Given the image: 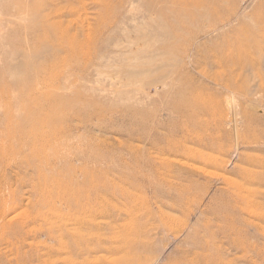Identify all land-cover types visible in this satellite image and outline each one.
<instances>
[{"label":"rangeland","instance_id":"rangeland-1","mask_svg":"<svg viewBox=\"0 0 264 264\" xmlns=\"http://www.w3.org/2000/svg\"><path fill=\"white\" fill-rule=\"evenodd\" d=\"M0 107V264H264V0H0Z\"/></svg>","mask_w":264,"mask_h":264},{"label":"bare ground","instance_id":"bare-ground-1","mask_svg":"<svg viewBox=\"0 0 264 264\" xmlns=\"http://www.w3.org/2000/svg\"><path fill=\"white\" fill-rule=\"evenodd\" d=\"M164 9H161V12H160V16L162 19H164V16H166ZM47 19V17H46ZM61 21V20H60ZM55 24H53V27L56 28V37H53L54 40H56L58 43H60L61 45V48L62 49H69V51L71 52V54L73 53V51H75L76 48L78 47H82V45H84L85 41H78V40H75V36H71L70 35V31L69 29L66 27V26H63V24L59 21H55L54 22ZM11 26V25H10ZM162 26V27H161ZM159 30L161 32L160 36L165 38V33H164V25H161ZM12 27V26H11ZM101 28V27H100ZM50 30L48 31L47 29L46 30H43V32L40 33V30H35L34 28H32L31 30V33L33 34V39L35 41L34 44L37 45L38 47V43L40 44L41 41L43 40L44 36H48L49 38V35L50 36H53L52 33H50ZM208 32V31H207ZM140 34V33H139ZM142 35V34H141ZM140 36V35H139ZM137 37V36H136ZM143 38V36H141ZM140 37V38H141ZM145 37V36H144ZM167 41V40H166ZM33 44V45H34ZM36 47V46H35ZM144 51V50H143ZM142 52V50H141ZM141 52H138V54H144V53H141ZM161 54V53H160ZM39 56V55H38ZM140 56H143V55H140ZM144 56H147L146 53ZM150 56V54H149ZM12 68V67H11ZM47 85H50V84H47ZM47 85H45L46 87H48ZM40 87L39 89H35V88H32L31 90H29L27 92L28 94V97H22V98H18L16 102H18L19 104H22V105H28L29 103H32L34 102L37 103L39 102V99L41 98V96H44L41 92V90L44 89V87ZM25 88V87H24ZM23 88H21L22 90ZM1 92H2V95H1V98L2 100L5 102V103H12L11 102V99H9V94H8V90L6 88H1ZM49 91H45V94H47ZM16 96V95H15ZM16 99V98H15ZM49 105H52V104H49ZM1 108V107H0ZM10 132H12L10 130ZM10 132L7 133V135H10ZM13 133V132H12ZM40 138V135L36 137V139ZM28 139V138H27ZM36 139H34L33 141H30L31 145L30 146V151L32 154L38 156L39 153L43 150V147L42 145L38 144V141H36ZM3 142L0 141V164L3 163V167L4 169H7L9 168L11 165H12V162L10 160L7 159V151H9V153H12L13 156L17 155V153L19 152V150L13 146L11 144L10 146V149L7 150L5 147H4V143L2 144ZM44 159H47V156L45 155ZM48 162V160H46ZM38 172H40V169H37ZM41 181V180H40ZM39 185V183L37 184ZM12 211H15V208H13V210H11L9 213H11ZM3 219H6L5 216L2 217V220Z\"/></svg>","mask_w":264,"mask_h":264}]
</instances>
